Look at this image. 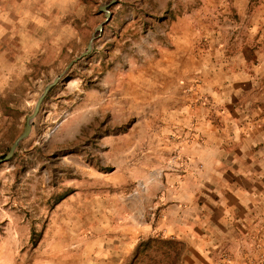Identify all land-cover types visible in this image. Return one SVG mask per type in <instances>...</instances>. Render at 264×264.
Masks as SVG:
<instances>
[{"label":"rangeland","instance_id":"374dc122","mask_svg":"<svg viewBox=\"0 0 264 264\" xmlns=\"http://www.w3.org/2000/svg\"><path fill=\"white\" fill-rule=\"evenodd\" d=\"M224 1L116 0L106 20L111 0H0V158L61 76L16 156L0 163V264H133L141 242L171 238L159 217L182 165L150 67L173 46L167 31L179 16L242 34L244 15L264 2L247 0L238 14ZM93 35L90 54L64 73ZM253 235L218 249L219 264L264 255V231ZM164 250L141 264H173ZM186 251L179 264H195Z\"/></svg>","mask_w":264,"mask_h":264},{"label":"crops","instance_id":"0c3cea01","mask_svg":"<svg viewBox=\"0 0 264 264\" xmlns=\"http://www.w3.org/2000/svg\"><path fill=\"white\" fill-rule=\"evenodd\" d=\"M246 4L232 6L244 14ZM244 16L246 30L233 35L179 16L167 31L173 46L150 67L153 99L163 104L164 130L178 135L182 165L166 181L177 185L163 193L170 201L160 224L195 264H219L218 249L236 250L264 231V2ZM232 257L264 264L263 254Z\"/></svg>","mask_w":264,"mask_h":264},{"label":"water","instance_id":"95a60500","mask_svg":"<svg viewBox=\"0 0 264 264\" xmlns=\"http://www.w3.org/2000/svg\"><path fill=\"white\" fill-rule=\"evenodd\" d=\"M116 0H111L110 3L104 4L102 5V10L105 11L106 13V20H109L112 17V12L108 9V7L110 6L111 3H114ZM98 31H102L103 30V24H100L97 28ZM96 38V35H93L89 44L87 45L86 49L76 58H74L73 60H71V62L67 65L64 73H66L76 62H78L79 60L83 59L84 57H86L87 55L90 54V52L93 49V42ZM63 73V74H64ZM61 79V76H57L52 82L48 83L45 88L44 91L42 92V94L38 97L34 110L33 112L27 116V120H26V126L23 130V132L14 140L13 144L10 147L9 152L3 157L0 158V163H3L7 160H10L11 158H13V156L15 155V152L17 150V148L19 147V144L21 143L22 140H24L25 138H27L33 128V122L35 117L37 116V114L39 113V110L42 106L43 100L45 99V97L47 96V94L49 93V91L59 83Z\"/></svg>","mask_w":264,"mask_h":264},{"label":"trees","instance_id":"16d2710c","mask_svg":"<svg viewBox=\"0 0 264 264\" xmlns=\"http://www.w3.org/2000/svg\"><path fill=\"white\" fill-rule=\"evenodd\" d=\"M16 156H13V158ZM12 159V158H11ZM157 246V248H156ZM168 248L170 252L167 250H164V255L172 257V263L173 264H179L185 245L182 241L176 238H169V239H155L151 238L146 241L141 242L135 252V259L133 264H141V262L144 260L145 257L153 258L152 251L157 252V250Z\"/></svg>","mask_w":264,"mask_h":264}]
</instances>
